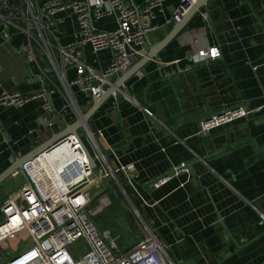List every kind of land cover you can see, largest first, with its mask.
<instances>
[{"label": "crops", "instance_id": "crops-1", "mask_svg": "<svg viewBox=\"0 0 264 264\" xmlns=\"http://www.w3.org/2000/svg\"><path fill=\"white\" fill-rule=\"evenodd\" d=\"M131 1L140 6L144 0ZM181 2L168 0L156 11L157 30L148 37L145 56L137 57L133 67L183 20L175 18ZM57 16L62 20L59 44H75L79 32L75 14L67 10ZM116 27L114 16L95 22L99 32ZM9 32L8 44L0 29V93L53 91L54 114L48 128L40 124L42 99L22 108L0 106V178L13 166L21 169L23 159L82 123L78 133L83 135L84 126L89 127L112 167L134 166L135 200L174 262L264 264V0H208L155 58L128 77L115 96L106 97L88 122L84 116L93 104L69 85L76 71L69 67L58 73L45 60H39L38 67L22 51L27 37L14 28ZM211 47L220 50V58L190 63L192 54ZM112 58L109 50L94 54L86 48V62L98 72L107 69ZM159 63L170 64L167 74L159 70ZM127 73L113 77L108 89ZM134 102L149 108L154 118ZM237 105L262 110L206 135L199 133L204 118ZM181 164L188 165L190 174L153 187ZM25 182L23 176L2 179L0 210ZM107 186L111 188L109 182ZM90 213L96 219L91 207ZM24 233L0 239V264H8L27 247L19 240Z\"/></svg>", "mask_w": 264, "mask_h": 264}, {"label": "built area", "instance_id": "built-area-1", "mask_svg": "<svg viewBox=\"0 0 264 264\" xmlns=\"http://www.w3.org/2000/svg\"><path fill=\"white\" fill-rule=\"evenodd\" d=\"M166 1L144 0L142 5L136 6L131 0H47L41 6L39 0H0V29L3 42L8 44L12 39L11 28L23 33L28 45L22 51L38 67L39 60H45L58 73L73 68L76 78L69 85L76 86L88 103L94 104L113 85V77L127 73L137 57L145 56L148 37L157 30L153 24L156 11ZM197 1L182 0L175 18L183 17ZM67 10L75 14L79 32L75 44L63 47L58 42V27L62 20L57 15ZM111 16L115 17L117 23L114 31L95 30V22ZM195 42L198 44V41ZM86 48H91L94 54L111 51L113 58L109 67L103 72L91 67L85 59ZM220 57V50L211 47L199 49L189 57V61L192 64H208L210 60ZM168 66V63H159V70L167 74ZM52 92L44 90L28 95L1 92L0 106L22 108L36 99H42L40 124L49 128L53 125L50 118L54 114ZM68 99L75 107L70 95ZM134 105L148 117L154 118L149 108L136 102ZM261 110H247L242 105L227 108L204 118L200 122L199 133L206 135ZM83 129L88 143L79 133L69 135L12 174L13 177H25L26 182L0 210L3 218L0 220V239L26 231L30 241L8 264H177L149 228L133 198L127 194L129 200L122 193L127 186L132 189L134 198L138 196L133 188L134 166L112 167L99 146L96 134L87 126ZM63 146L68 149L64 156L68 163L65 175L60 171L58 174L60 164L54 166L49 162L50 157ZM85 148L95 161V168H92ZM43 164H48L49 172L45 175L41 174ZM181 174H190L188 165L181 164L174 168L172 173L154 182L153 187L158 189ZM108 178L116 182L141 229V236L127 249L121 248L114 238L106 236L90 213V207L97 201L98 195L108 191ZM261 218L264 223V215Z\"/></svg>", "mask_w": 264, "mask_h": 264}, {"label": "rangeland", "instance_id": "rangeland-1", "mask_svg": "<svg viewBox=\"0 0 264 264\" xmlns=\"http://www.w3.org/2000/svg\"><path fill=\"white\" fill-rule=\"evenodd\" d=\"M83 137L87 142L88 140L84 133ZM107 181L111 188H108L106 193L98 195L99 197L91 205V209L94 211V216H96V221L101 231L106 236L114 238L121 248L127 249L132 246L133 240L137 241L139 236H141V229L130 213L131 211L128 209L121 191L116 186V182L111 178H108ZM95 191L93 190V192ZM135 236L136 238L134 239ZM19 240L27 244L30 241V235L24 233Z\"/></svg>", "mask_w": 264, "mask_h": 264}, {"label": "water", "instance_id": "water-1", "mask_svg": "<svg viewBox=\"0 0 264 264\" xmlns=\"http://www.w3.org/2000/svg\"><path fill=\"white\" fill-rule=\"evenodd\" d=\"M207 2L208 0H198L197 3L183 16L181 17L183 20L177 25V27L174 29V31L172 32V34L163 42L161 43V45L157 46L154 50L151 51L150 54L147 55L146 58L143 59V61H141L139 64L135 65L127 74L126 76L122 79V81H120L118 84H116L115 86H113L112 88L108 89L105 94L97 99L92 108L88 111V113L84 116V120L85 122H88L89 119H91V117L94 115V113L98 110V108L102 105V103L104 102V100L106 99V97H109L111 95L115 96V93L117 91L118 88L124 86V82L125 80L130 77L132 74L140 71V69L142 68V66L144 65V63L148 62L150 59L155 58V53L161 49L168 41H170L172 38L176 37L178 35V33L180 32L181 28L184 26L186 21H189L190 18L195 15L197 13L198 10H200L203 7L207 6ZM82 127V123H78L77 125H75L73 127L72 130H68L63 132L62 134H59L58 136L54 137L50 142H48L47 145H45L44 147H42L41 149H39L38 151L34 152L31 156H29L26 159H23L21 161V166H23L25 163L33 160L34 158H36L37 156H39L41 153H43L44 151L48 150L49 148L53 147L55 144L59 143L60 141L64 140L66 137H68L69 135H77L78 134V130L79 128ZM86 149V148H85ZM86 153L88 155L90 164L92 166V168L96 167V163L93 160L92 156L90 155V153L88 152V150L86 149ZM18 168L16 166H13L9 172H7L5 175H3L0 178V182L2 181V179H4L5 177H9L10 175H12ZM123 195H125L126 198L129 199L126 191L123 189L122 190ZM130 200V199H129Z\"/></svg>", "mask_w": 264, "mask_h": 264}, {"label": "bare ground", "instance_id": "bare-ground-1", "mask_svg": "<svg viewBox=\"0 0 264 264\" xmlns=\"http://www.w3.org/2000/svg\"><path fill=\"white\" fill-rule=\"evenodd\" d=\"M68 152V149L66 146H63L61 148H59L51 157H50V164L51 165H56V164H60L59 168H57L58 170V174H59V171L62 173V174H66V172L68 171V168H67V162H66V159H65V155L67 154ZM59 161H62L60 163H58ZM48 164H43V168H45V170H43V168L41 169V174L42 175H45L46 172H49L48 171ZM50 174V173H49ZM64 174V175H65ZM62 175V176H64ZM62 181H64V177L61 178Z\"/></svg>", "mask_w": 264, "mask_h": 264}, {"label": "trees", "instance_id": "trees-1", "mask_svg": "<svg viewBox=\"0 0 264 264\" xmlns=\"http://www.w3.org/2000/svg\"><path fill=\"white\" fill-rule=\"evenodd\" d=\"M125 191H126V193H127L130 197L133 198L134 203L136 204V206H137L138 208H141V206L137 203V200H135V198L133 197L134 195H133V191H132V189H131L130 187L125 186ZM93 219H94V218H93ZM94 221H95V223L98 225L96 219H94Z\"/></svg>", "mask_w": 264, "mask_h": 264}]
</instances>
